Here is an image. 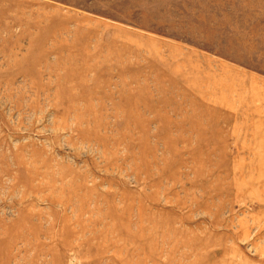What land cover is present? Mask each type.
I'll return each instance as SVG.
<instances>
[{
  "label": "rangeland",
  "instance_id": "obj_1",
  "mask_svg": "<svg viewBox=\"0 0 264 264\" xmlns=\"http://www.w3.org/2000/svg\"><path fill=\"white\" fill-rule=\"evenodd\" d=\"M0 264H264V0H0Z\"/></svg>",
  "mask_w": 264,
  "mask_h": 264
}]
</instances>
